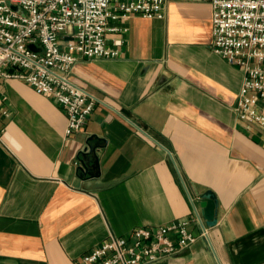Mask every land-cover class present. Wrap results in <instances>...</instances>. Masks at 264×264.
<instances>
[{
	"label": "crops",
	"instance_id": "0c3cea01",
	"mask_svg": "<svg viewBox=\"0 0 264 264\" xmlns=\"http://www.w3.org/2000/svg\"><path fill=\"white\" fill-rule=\"evenodd\" d=\"M127 26L108 36L119 58L74 66L102 103L70 138L53 99L0 82V264H82L111 235L202 216L209 191L208 237L192 221L196 242L156 264H264V132L235 111L244 74L212 49L211 5L171 0ZM89 145L96 177L79 170Z\"/></svg>",
	"mask_w": 264,
	"mask_h": 264
},
{
	"label": "built area",
	"instance_id": "2783aa9c",
	"mask_svg": "<svg viewBox=\"0 0 264 264\" xmlns=\"http://www.w3.org/2000/svg\"><path fill=\"white\" fill-rule=\"evenodd\" d=\"M169 1L0 0V82L21 81L53 99L67 116L65 135L79 134L102 102L73 81L74 66L119 58L123 41L110 46L109 34L129 33L127 22L135 16L163 19ZM193 1L212 7L214 53L244 74L235 106L239 120L264 132V0ZM192 221L208 237L195 207L191 220L111 235L86 253L82 264H156L174 258L198 239L189 230Z\"/></svg>",
	"mask_w": 264,
	"mask_h": 264
},
{
	"label": "water",
	"instance_id": "95a60500",
	"mask_svg": "<svg viewBox=\"0 0 264 264\" xmlns=\"http://www.w3.org/2000/svg\"><path fill=\"white\" fill-rule=\"evenodd\" d=\"M30 48L34 51H39L35 46L31 45ZM99 146L89 145L83 152L80 160L81 172L87 173L90 176L96 177L100 174V162L97 156V149ZM202 209V217L208 226H213L217 221V208L218 202L216 196L212 192H206L202 196L200 204Z\"/></svg>",
	"mask_w": 264,
	"mask_h": 264
}]
</instances>
